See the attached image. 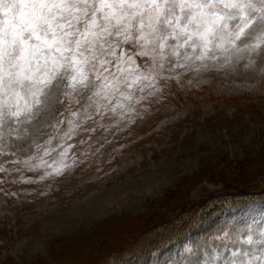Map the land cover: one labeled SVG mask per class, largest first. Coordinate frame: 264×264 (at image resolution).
I'll return each instance as SVG.
<instances>
[{
    "label": "rangeland",
    "instance_id": "rangeland-1",
    "mask_svg": "<svg viewBox=\"0 0 264 264\" xmlns=\"http://www.w3.org/2000/svg\"><path fill=\"white\" fill-rule=\"evenodd\" d=\"M255 36L203 61H185L190 48L153 60L121 39L117 55L133 61L123 66L151 72L122 88L130 101L63 87L31 123L5 121L0 264H189L186 246L204 264H264V43L247 47ZM230 226L239 242L213 239Z\"/></svg>",
    "mask_w": 264,
    "mask_h": 264
},
{
    "label": "snow or ice",
    "instance_id": "snow-or-ice-1",
    "mask_svg": "<svg viewBox=\"0 0 264 264\" xmlns=\"http://www.w3.org/2000/svg\"><path fill=\"white\" fill-rule=\"evenodd\" d=\"M253 33L257 43L247 47L254 49L264 43V0H0V128L5 121L31 123L63 87L130 101L122 88L150 81L151 72L123 66L133 61L117 55L121 39L135 40L139 55L153 60L166 48L177 58L190 48L184 60L203 61L216 58V50L229 52L228 45L242 51L237 42ZM213 239L239 242V229ZM185 253L189 264H204L191 247Z\"/></svg>",
    "mask_w": 264,
    "mask_h": 264
}]
</instances>
